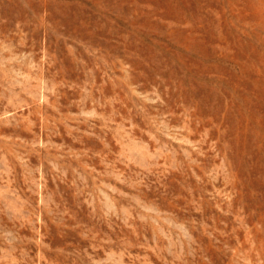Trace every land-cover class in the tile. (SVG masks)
Segmentation results:
<instances>
[{
	"label": "rangeland",
	"instance_id": "374dc122",
	"mask_svg": "<svg viewBox=\"0 0 264 264\" xmlns=\"http://www.w3.org/2000/svg\"><path fill=\"white\" fill-rule=\"evenodd\" d=\"M0 264H264V0H0Z\"/></svg>",
	"mask_w": 264,
	"mask_h": 264
}]
</instances>
